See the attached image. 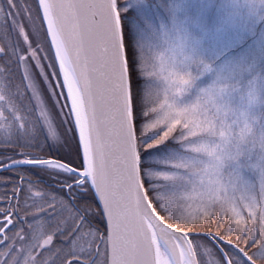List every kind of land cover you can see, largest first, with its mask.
<instances>
[{
	"label": "snow or ice",
	"instance_id": "obj_1",
	"mask_svg": "<svg viewBox=\"0 0 264 264\" xmlns=\"http://www.w3.org/2000/svg\"><path fill=\"white\" fill-rule=\"evenodd\" d=\"M135 19L0 0V264H264V115Z\"/></svg>",
	"mask_w": 264,
	"mask_h": 264
},
{
	"label": "rangeland",
	"instance_id": "obj_2",
	"mask_svg": "<svg viewBox=\"0 0 264 264\" xmlns=\"http://www.w3.org/2000/svg\"><path fill=\"white\" fill-rule=\"evenodd\" d=\"M125 7L135 12L138 50L183 44L195 77L186 99L218 84L226 99L250 101L264 115V0H125ZM156 65L166 74L159 57Z\"/></svg>",
	"mask_w": 264,
	"mask_h": 264
}]
</instances>
